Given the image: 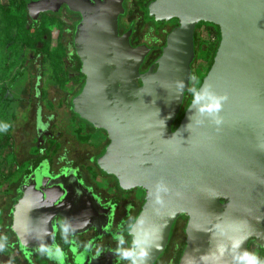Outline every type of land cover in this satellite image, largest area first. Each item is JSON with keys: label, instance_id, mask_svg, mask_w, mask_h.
<instances>
[{"label": "water", "instance_id": "95a60500", "mask_svg": "<svg viewBox=\"0 0 264 264\" xmlns=\"http://www.w3.org/2000/svg\"><path fill=\"white\" fill-rule=\"evenodd\" d=\"M122 2L38 0L27 8L35 18L66 3L82 16L74 39L86 82L73 105L108 135L98 166L124 188L146 192L130 229L137 264L156 263L181 215L188 223L178 264H235L250 239L264 247V0H154L149 12L158 20L176 18L178 26L143 72L152 47L132 46L131 30L119 35ZM202 21L219 26L221 40L198 91L208 85L227 96L221 122L201 116L192 99L173 129L190 88L195 29ZM42 186L51 189L45 202L33 198ZM20 188L26 196L12 205L15 216L34 213L36 220L31 194L45 212L40 224L30 216L25 227H15L24 251L27 244L41 248L50 242L48 226L59 214L70 222L92 221V193L74 177L36 171ZM141 249L147 252L143 259Z\"/></svg>", "mask_w": 264, "mask_h": 264}, {"label": "flooded vegetation", "instance_id": "af4514ba", "mask_svg": "<svg viewBox=\"0 0 264 264\" xmlns=\"http://www.w3.org/2000/svg\"><path fill=\"white\" fill-rule=\"evenodd\" d=\"M23 1L28 4L38 0H16L13 4L15 9ZM153 1L123 0L124 12L118 16L117 30L120 36L131 30L129 38L132 46L147 44L152 47L141 67L142 72L146 65L149 66L160 56L167 35L178 26L176 18L158 20L152 15L149 5ZM23 12L26 16L24 30H29L26 34L32 37L31 47L27 50L26 59L15 70L13 79L17 78V95L24 99L17 110V118L20 115L28 118L26 125L32 137L27 155L15 161L16 171H13L11 180L14 186L2 202L0 231L3 230L1 235L5 240L0 243V264H132L134 245L130 229L142 210L146 192L137 186L124 188L115 175L98 166L97 160L109 144L108 135L74 109L73 99L86 82L74 39L82 16L66 3H62L57 10L40 12L35 18L31 17L28 8ZM8 29L12 30L10 23ZM215 29L212 23L196 26L190 88L199 89L208 72L217 45V38L212 34ZM14 30L23 29L16 25ZM193 76L199 81L198 84L193 81ZM191 96L188 90L182 110L185 111L189 105L186 101ZM24 164L26 167L21 170ZM36 171L46 177L66 175L78 179L80 185L92 193L94 208L92 221L85 223L70 222L60 214L55 216V229L48 226L55 245L24 251L16 243L17 234L4 227L13 224L11 209L21 195L20 186ZM187 223L186 215L176 219L168 247L155 264L179 263L177 259L186 245ZM248 252L264 260V247L257 238L249 240ZM125 253L132 256H125ZM168 254L165 262L163 259Z\"/></svg>", "mask_w": 264, "mask_h": 264}, {"label": "rangeland", "instance_id": "374dc122", "mask_svg": "<svg viewBox=\"0 0 264 264\" xmlns=\"http://www.w3.org/2000/svg\"><path fill=\"white\" fill-rule=\"evenodd\" d=\"M20 21H22L21 11L15 9L12 0H0V213L4 198L12 192L14 186L10 178H8L9 172L16 171L15 161H20L27 155L31 144L29 139L32 137L29 127L26 125L28 118H22L21 115L17 118V110L24 99H20L16 93L18 88L16 84L17 78L13 79V76L15 70L20 65L19 63L26 59L25 56L28 53V48L31 47L30 41L32 40L31 35L26 33L21 34L20 30H14ZM9 23L12 30L8 29ZM12 82L14 85H11ZM41 188V190L37 188L33 191V198L41 202L47 201V198L51 199V189L46 186H42ZM19 192L21 195L16 198L15 203L18 200L22 201L25 199L26 193L22 188H19ZM33 198L31 194V197H28V202H30L32 209L38 212L35 213L36 220L32 216L34 213L26 214L21 212L19 214L17 212V216H15L16 211H18L16 206L11 209V215L15 222L10 226H5V229H11L16 233L15 227L21 224L25 227L27 219L30 216H32L30 219L32 223L35 222V225L40 224L42 217L44 218L45 215L44 208L35 204L32 200ZM53 199H57L55 195ZM9 204L10 202L6 205L7 208H9ZM50 226L52 230L55 229L53 218L51 219ZM2 231H0V243L5 240L4 236L1 235ZM51 245H55V242L50 238V242L44 247L38 248V246L28 244L27 247L40 250ZM169 255L164 257L163 260L165 262H167Z\"/></svg>", "mask_w": 264, "mask_h": 264}, {"label": "clouds", "instance_id": "9594fccd", "mask_svg": "<svg viewBox=\"0 0 264 264\" xmlns=\"http://www.w3.org/2000/svg\"><path fill=\"white\" fill-rule=\"evenodd\" d=\"M193 81L197 84L199 81L195 76L192 77ZM183 84H179L180 88H183ZM193 95V106L196 107V111L201 115H207L216 124L221 122L219 112L222 108V102L227 99V96H218L211 91L210 86L206 85L202 90L197 91L195 87L189 89ZM191 118V117H190ZM166 190V189H165ZM234 247H239V244H235ZM147 255V252L141 249L139 256L143 259ZM125 256H132L131 253H125ZM235 264H264V260L260 259L255 253L243 251L234 256ZM132 264H137L136 260H132Z\"/></svg>", "mask_w": 264, "mask_h": 264}, {"label": "trees", "instance_id": "16d2710c", "mask_svg": "<svg viewBox=\"0 0 264 264\" xmlns=\"http://www.w3.org/2000/svg\"><path fill=\"white\" fill-rule=\"evenodd\" d=\"M12 2H13V4H14V3L16 2V0H13ZM18 4H19V5L17 6V9H18L19 11L21 10V17H22V21H20V23L18 24V26L21 27V29H23V30H20V31H21V34H22V33H26V32L29 31V30H24V29H25V24H26V16H24V12H23V10L27 8V3H26V1H23V2H20V3H18ZM205 23H209V22H204V21H202V22H200L197 26H199V25H201V24H205ZM209 24H210V23H209ZM212 25L216 27L215 30H212V34H214L215 37L217 38V45H216V47H215V49H214V52H213V54H212V58H211V61H210V64H209L208 70L210 69V67H211V65H212V63H213V58H214V56H215L216 50H217L218 45H219V42H220V40H221V33H220V28H219V26H217V25H215V24H213V23H212ZM147 68H148V66L146 65L145 68H144V70H146ZM196 89H197V88H196ZM197 91H198V89H197ZM192 96H193V95H192ZM192 96L190 97L189 100L186 101L187 104L191 102V98H192ZM183 115H184V109L181 110V112L179 113V116H178L177 121L175 122V124H173V127H172L173 129H175V128L178 126V124H179L181 118L183 117ZM22 166H24V167H22ZM22 166H21V170H24L25 167H26V165H22ZM12 174H13V172H9V176H8V178H10V180H13V179H12V178H13V177H12V176H13ZM180 253H181V252H180ZM180 256H181V255H180ZM179 259H180V258H178L177 260H179Z\"/></svg>", "mask_w": 264, "mask_h": 264}]
</instances>
